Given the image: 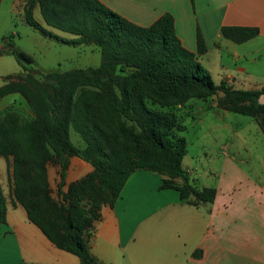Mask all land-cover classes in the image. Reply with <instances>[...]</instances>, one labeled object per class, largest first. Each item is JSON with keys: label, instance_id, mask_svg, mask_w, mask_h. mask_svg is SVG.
<instances>
[{"label": "trees", "instance_id": "obj_1", "mask_svg": "<svg viewBox=\"0 0 264 264\" xmlns=\"http://www.w3.org/2000/svg\"><path fill=\"white\" fill-rule=\"evenodd\" d=\"M35 1L46 25L75 36L59 35L40 23L32 13ZM24 20L47 37L73 45L94 43L101 52L96 66L41 71L12 35L0 44V54H12L23 67L22 73L7 75L0 97L19 91L36 114L20 126L25 144L0 120V154L15 150L14 194L29 219L58 247L75 253L78 264H104L90 249L91 228L101 205L114 203L137 168L161 173L162 187H175L181 198L194 204L214 199L216 188L194 184L182 164L187 140L179 134L184 125L175 107L192 96L206 98L221 91L218 106L254 117L264 135V101L259 99L264 83L237 88L225 78L215 82L198 59L207 48L202 32L197 27L196 51L185 47L171 12L141 25L101 0H27ZM220 32L240 42L257 35L259 28L222 25ZM31 71L40 72L42 80ZM146 97L160 107H150ZM127 121L138 130L129 128ZM71 126L85 139V150L70 139ZM71 154L90 160L94 169L63 191ZM52 159L60 164L59 199L51 195L47 178L46 163ZM5 201L0 183V224L6 220Z\"/></svg>", "mask_w": 264, "mask_h": 264}, {"label": "crops", "instance_id": "obj_2", "mask_svg": "<svg viewBox=\"0 0 264 264\" xmlns=\"http://www.w3.org/2000/svg\"><path fill=\"white\" fill-rule=\"evenodd\" d=\"M101 1L141 25L171 12L175 32L185 47L196 51L197 27L202 32L207 48L198 59L215 82L225 78L237 88L264 83V0ZM44 25L59 35L73 37ZM222 25L257 26L259 33L237 42L221 35ZM19 65L11 74L23 72ZM53 69L61 68L42 70ZM9 79L4 76L0 85ZM10 93L17 95L1 104ZM259 99L264 101V95ZM7 104L25 120L36 117L19 91L0 97V110ZM191 104L187 100V105ZM197 107L199 115L194 121L205 128L198 137L197 154L219 161L198 170V163L192 162L186 151L182 164L194 184L216 188L214 199L194 204L181 198L175 187H162L161 173L148 168L133 170L114 203L101 205L91 228L90 249L104 264H264L263 132L256 128V137L243 134L241 124L233 126L236 116L231 110L214 102ZM4 164L0 155V183L6 199V220L0 224V264H78L75 253L58 247L29 219L26 206L14 194L13 170H4ZM92 168L81 156L70 155L61 189L66 190L70 182ZM47 174L58 193L60 170H47Z\"/></svg>", "mask_w": 264, "mask_h": 264}, {"label": "rangeland", "instance_id": "obj_3", "mask_svg": "<svg viewBox=\"0 0 264 264\" xmlns=\"http://www.w3.org/2000/svg\"><path fill=\"white\" fill-rule=\"evenodd\" d=\"M26 2L27 0H16V1L0 0V44H3V42L7 41L10 35H12V39H14V42L18 47L28 51L33 55L35 59V65L41 71H45L46 69H50V68L52 69L55 67L61 68L58 70H63L77 66L87 67L89 65H95L99 63L100 52L98 45L94 43H88V45L74 47L72 45H68L56 41L54 39H50V37L48 38L47 36L42 35L39 31L34 29L28 23H26V21L24 20V6ZM32 13L33 16L40 23L44 24L39 9V4L37 1H35L34 4L32 5ZM60 33L68 35L69 32L67 33L61 30ZM73 36L75 35L73 34ZM86 50H88V54H86L85 52ZM19 68L20 65L12 54L9 53L0 54V81H3L4 76L11 74V72L18 70ZM31 74L35 79L42 80V74L40 72L31 71ZM85 86L95 87L91 84H85ZM16 95L17 93H10L6 95L2 99L1 104L10 101ZM219 97H223L221 91H219L217 94L211 97H206V98L192 96L190 97V99H188V101L192 102L191 105L188 106L186 101L184 105H180V107L179 106L175 107L176 112L181 120V123L184 125L183 130H180L179 134L185 136L187 140L188 157H190V160L192 162L196 161L198 163L197 164L198 170H202L206 168V165L210 164V162H212L213 165L218 164L219 159L215 158L213 161H210L211 159H207L205 156L199 157L197 154V151H199L200 148L198 137L201 134L200 132L205 128L199 127L197 125V122L194 121V119L197 118V115H199V113H196L197 111L195 108H198L197 107L198 104H202L204 105V107H206V105H208L209 103L211 104L212 102L217 104ZM146 102L150 107H154V108L160 107L159 104L156 103L150 97H146ZM30 109H31L30 112L33 113L34 110L32 106L30 107ZM230 113L233 114V116H236L232 118L233 126H235L236 124L239 125L241 124L240 128L242 127L243 130L241 132L243 134L249 135L251 137H256L257 135L256 128L260 129V127L257 121L253 119V117L240 112L230 111ZM0 120L6 122L8 126L13 127L14 132L20 138V143L25 144L24 141L25 139L23 137V134L21 135L20 132V126L25 120V118L21 117L20 115H17L13 111L12 104H7L6 106L3 107L2 110H0ZM247 120H251L250 123H252L253 125L249 124ZM127 125L129 128L135 131L138 130V128L136 127L132 128L130 126L132 125L130 121H127ZM229 134H230L229 132H225V135L227 137H229ZM69 135L72 142L75 145H77L80 148V150L83 151L87 148L85 139L72 126L69 128ZM105 144L108 149L109 143L105 142ZM0 155L4 156L5 158V164L3 167L4 170H13V159L15 155V150L13 148H9L7 154L5 155L0 154ZM84 159L91 163L90 160L86 158ZM93 169L94 166L91 170ZM46 170H60V164L54 159L49 160L46 163ZM47 178H48V174H47ZM49 186H50L51 195L55 199H59L56 188L51 186L50 183Z\"/></svg>", "mask_w": 264, "mask_h": 264}]
</instances>
